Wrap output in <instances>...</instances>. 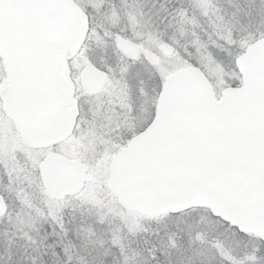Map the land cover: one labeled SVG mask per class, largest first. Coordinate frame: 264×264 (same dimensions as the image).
Listing matches in <instances>:
<instances>
[{"label": "snow or ice", "instance_id": "snow-or-ice-1", "mask_svg": "<svg viewBox=\"0 0 264 264\" xmlns=\"http://www.w3.org/2000/svg\"><path fill=\"white\" fill-rule=\"evenodd\" d=\"M0 264H264V0H0Z\"/></svg>", "mask_w": 264, "mask_h": 264}]
</instances>
